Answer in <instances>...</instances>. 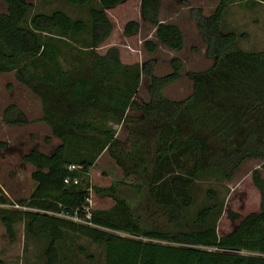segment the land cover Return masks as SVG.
Returning <instances> with one entry per match:
<instances>
[{
	"label": "trees",
	"instance_id": "obj_1",
	"mask_svg": "<svg viewBox=\"0 0 264 264\" xmlns=\"http://www.w3.org/2000/svg\"><path fill=\"white\" fill-rule=\"evenodd\" d=\"M1 1L0 72L13 71L40 98L38 119L59 139L48 152L32 147L23 154L33 165L34 188L27 197L12 200L0 185L5 234L13 239L14 225L22 222L25 233L47 237L45 264H59L58 243L66 232L103 245V264H264V176L259 169L251 170L259 209L244 215L227 209L236 221L229 231L217 229L224 201L215 188L207 189L210 200L194 214L187 211L198 180L230 179L245 159L264 160V50L240 47L244 31L221 29L226 6L237 0H218L208 14L192 10L213 61L187 72L192 90L176 99L165 96L163 87L180 77L178 56L170 58L169 72L158 75L151 58L123 62L117 44L103 53L97 50L113 28L106 8L124 0H64L87 6L88 20L60 8L36 10L27 0ZM160 1L140 0L141 19L155 27L163 45L179 49L182 31L174 22L159 20ZM139 28L140 21L131 18L123 33L132 35ZM86 30L88 40L76 37ZM144 46L153 52L156 42L145 39ZM143 74L150 96L138 103L133 98ZM128 108L139 111V117ZM2 119L11 125L29 122L16 103L4 107ZM120 121L128 123V148L111 125ZM5 146L0 141V149ZM103 150L124 176L138 175L140 181L91 184V167ZM120 184L144 190L170 227L143 225L138 209L117 196ZM91 189L110 196L116 212L90 208Z\"/></svg>",
	"mask_w": 264,
	"mask_h": 264
},
{
	"label": "rangeland",
	"instance_id": "obj_2",
	"mask_svg": "<svg viewBox=\"0 0 264 264\" xmlns=\"http://www.w3.org/2000/svg\"><path fill=\"white\" fill-rule=\"evenodd\" d=\"M34 9L50 12L55 8L66 11L71 17L88 20L87 6H75L66 3L64 0H27ZM95 1L92 0V3ZM218 0H163L161 13L167 19L177 21L184 33V42L181 48L171 49L163 45L158 39L156 48L149 52L144 46V31H138L126 36L123 32V22L131 18H139V0H127L124 3L113 7H107L106 12L113 22V28L105 40H113L120 47L126 50L123 55L124 62H142L151 58L153 60V73L165 74L171 70L168 59L178 56L182 60L183 71L181 78H178L164 87L163 93L169 98H182L186 96L191 88V79L185 73L188 70L202 69L210 65L213 57L206 53V42L202 37L195 20L192 17V10L201 8L203 13H210ZM0 10H5V3L0 0ZM170 16V17H169ZM123 21V22H122ZM221 29L224 31L233 30L237 33L245 32V37L238 38L240 47L246 50H264V4L255 0H237L229 3L221 19ZM122 33V35H121ZM78 39L88 40L89 32L84 31L76 35ZM124 37V38H123ZM155 37V36H153ZM122 38V39H121ZM106 43V41H105ZM104 43L97 48L102 50ZM148 77L143 74L139 89L136 91L134 100L139 102L149 98ZM40 99L29 88L15 79L13 71L0 72V141L6 143L0 149V185L4 193L12 200L27 197L34 188V182L30 178L33 165L23 160L22 156L30 148L35 147L48 152L54 143L47 133L50 128L45 122L38 118H32L38 114ZM9 103H16L24 113L31 117L26 124H6L3 119V109ZM132 115L139 117V111L132 109ZM32 118V119H31ZM114 125V123H111ZM120 136L126 148L129 142L125 139V132L120 130ZM257 168L264 176V160L258 157L245 159L237 168L230 179L215 180L214 178L198 180L194 188V202L187 209L188 214H194L196 210L210 198L207 196L208 188H215L217 195L224 201V208L217 222V229L220 234L229 231L236 221L231 220L227 209L239 212L244 215L250 211L259 209V191L252 183L251 170ZM126 182H139L138 175L130 174L124 176L122 169L115 164L113 158L104 152L96 158L95 164L90 170V182L93 185L108 186L116 180ZM219 179V178H218ZM117 196L126 198L130 207H135L141 214L142 223L146 227L161 226L170 227L167 218L160 207L147 200L144 190H139L127 184H120L117 187ZM89 206L94 209H103L111 214L114 210V201L110 196L100 195L90 190ZM15 235L10 239L4 231L0 222V264H45L44 248L47 244V237L32 236L24 231L23 223L17 222L14 225ZM120 233H124L119 231ZM59 264H103V245L93 242L91 239L66 232L65 238L58 243Z\"/></svg>",
	"mask_w": 264,
	"mask_h": 264
},
{
	"label": "crops",
	"instance_id": "obj_3",
	"mask_svg": "<svg viewBox=\"0 0 264 264\" xmlns=\"http://www.w3.org/2000/svg\"><path fill=\"white\" fill-rule=\"evenodd\" d=\"M125 1H127V0H124V1H122V2H120V3H124ZM120 3H118V4H120ZM139 13H140V0H139ZM117 5V4H116ZM162 5H163V0H161L160 1V5H159V12H158V17H159V20L160 21H170V22H174V23H176L179 27H180V29H181V31H182V28H181V26H180V24L177 22V21H175V20H171V19H167V17L165 18V17H163L162 16V13H161V8H162ZM110 17V16H109ZM170 17V16H169ZM134 19H137V20H139L140 21V28H139V31H141L142 29H145V35H144V40L145 39H157L156 38V36H155V27L154 26H152L151 24H149V23H147V22H145V21H143L142 19H141V14H140V16H139V18H134ZM127 21V19L123 22V24H122V26H124V24H125V22ZM123 28V27H122ZM123 33V32H122ZM122 33H121V35H122ZM124 34V33H123ZM182 34H183V42H184V33H183V31H182ZM127 36V35H126ZM129 36V35H128ZM153 36H155V37H153ZM124 38V37H123ZM122 39V38H121ZM105 41H106V43H105ZM111 41H113V40H104V45H103V49L102 50H100V49H98L99 50V52L100 53H103L104 51H105V49L109 46V45H111V44H116V43H113V42H111ZM119 46V45H118ZM119 49H120V58H121V60L124 62V60L122 59L123 58V55H125L127 52H126V50L123 48V47H120L119 46ZM174 50V49H173ZM170 58L168 59V65H169V67H171L170 66ZM125 62H127V61H125ZM212 63V62H211ZM210 63V64H211ZM208 67V66H207ZM206 68V67H205ZM202 69H204V68H202ZM192 70H194V69H192ZM197 70H200V69H197ZM182 71H183V69H182ZM189 70L188 69H186V71H185V73H187ZM143 76V75H142ZM142 78V77H141ZM179 78H181V75H180V77ZM141 82V81H140ZM167 85V84H166ZM165 85V86H166ZM190 85H191V88H190V91H189V93L191 92V90H192V84L190 83ZM164 86V87H165ZM164 87H163V91H164ZM138 89H139V87H138ZM137 89V90H138ZM30 90V89H29ZM147 91H148V89H147ZM137 93V92H136ZM165 94V93H164ZM36 95V94H35ZM166 95V94H165ZM135 96V95H134ZM38 97V96H37ZM39 98V97H38ZM40 99V98H39ZM173 99H176L175 97L173 98ZM137 102V101H136ZM143 102V101H142ZM139 103H141V102H139ZM132 109H134V108H128V110H127V113H129V114H131V112H129L130 110H132ZM23 111H25V110H23ZM25 113H27V112H25ZM138 113V112H137ZM27 115H28V117H31L32 115H29L28 113H27ZM41 115H42V105H41V100H40V102H39V110H38V114H36V115H34L32 118H38V117H41ZM31 118V119H32ZM40 122H45V121H43V120H39ZM111 123V122H110ZM45 124H47L46 122H45ZM48 125V124H47ZM112 125V124H111ZM113 127H115L116 128V136L117 137H119L120 139H122V136H120V134H119V132H120V130H122V131H124L125 132V139H126V137H127V133H128V123H124V122H122V121H120L119 123H114V125H112ZM48 127L50 128V126L48 125ZM45 136H49L50 137V140H53L54 141V143H53V145L52 146H55L58 142H59V139L56 137V136H54L52 133H51V128H50V130H49V132L47 133V135H45ZM44 152H46V151H44ZM104 152H106V150H103L99 155H98V157H100ZM97 157V158H98ZM94 164H95V162H94Z\"/></svg>",
	"mask_w": 264,
	"mask_h": 264
},
{
	"label": "built area",
	"instance_id": "obj_4",
	"mask_svg": "<svg viewBox=\"0 0 264 264\" xmlns=\"http://www.w3.org/2000/svg\"><path fill=\"white\" fill-rule=\"evenodd\" d=\"M68 167H69L70 169H72V168H78L79 165H78V164H69ZM65 180H67V179H65ZM74 181H76V180H74ZM72 218L75 219V220H79V218L76 217V216H73Z\"/></svg>",
	"mask_w": 264,
	"mask_h": 264
}]
</instances>
